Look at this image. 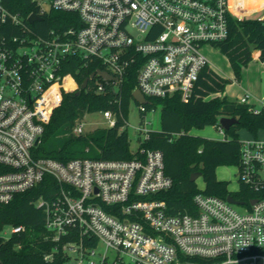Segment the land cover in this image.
<instances>
[{
	"label": "built area",
	"instance_id": "built-area-1",
	"mask_svg": "<svg viewBox=\"0 0 264 264\" xmlns=\"http://www.w3.org/2000/svg\"><path fill=\"white\" fill-rule=\"evenodd\" d=\"M37 5L41 18L52 10L74 13L77 26L36 35L0 0V203L37 187L46 176L54 178L57 192L35 203L44 211L46 239L55 244L45 260L53 262L61 252L65 264H264L263 136L241 139L239 189L229 187L235 193L244 185L253 195L245 201L233 196L237 203H231L198 187L195 212L176 214L157 198L173 186L161 150L139 147L129 160L67 162L37 152L64 94L81 90L74 75L65 73L67 60L98 62L114 77L97 76L98 91L105 89L100 79L118 87L137 67L136 90L147 99L185 101L203 70L213 68L203 48L226 41L229 17H252L255 13L247 12L253 9H246L244 0H238V11L232 0H37ZM258 13L264 21V6ZM9 21L19 33L9 32ZM54 86L57 101L50 97ZM249 97L238 101L248 104ZM136 103L142 123L137 130L145 134L141 144L151 132L148 113L157 108ZM250 110L264 111V101ZM102 113L114 127L118 113ZM216 128L226 140L220 123ZM71 132L85 134V122L78 120ZM25 229L10 227L3 235Z\"/></svg>",
	"mask_w": 264,
	"mask_h": 264
},
{
	"label": "trees",
	"instance_id": "trees-1",
	"mask_svg": "<svg viewBox=\"0 0 264 264\" xmlns=\"http://www.w3.org/2000/svg\"><path fill=\"white\" fill-rule=\"evenodd\" d=\"M4 5L12 15H18L34 34L48 35L51 30H65L77 26L75 14L50 11L41 21L31 24L28 18L39 13L37 0H4ZM234 10L236 8L234 7ZM9 32L14 35L19 30L9 21ZM229 37L217 45L225 54L235 72L241 78L242 69L253 60V52L260 50L264 61V21L257 16L239 20L229 17ZM104 67L98 62L85 66L79 59L67 60L65 73H72L80 86L92 73ZM137 67H132L118 87L113 82H104L105 89L97 90V79L89 83L86 90L65 93L62 104L55 109L51 121L46 125L37 152L42 157H50L62 162L76 158L91 159H133L131 140L127 130L128 112L134 101ZM68 80L72 85L68 84ZM67 85L74 87L71 79ZM227 79L213 68L207 67L197 81L193 95L182 101L179 96L171 98L149 97L147 108L161 109V129L151 131L149 138L141 141L140 148L161 150L164 155L166 174L173 180V186L157 195L167 203L169 212H195L194 197L199 192L196 181H191L193 173L200 172L206 183L207 194L245 201L251 191L242 186L241 191L231 193L229 184L218 179L217 169L224 165H239L241 162L240 130L245 128L253 137L264 130V111H251L249 104L230 100L221 96L226 90ZM50 93L53 100L59 96L58 86ZM49 96V93H48ZM114 111L118 113L114 127L98 128L79 136L72 134L77 120H83L89 113ZM222 117H235L239 123L226 132V140H215L190 134L192 129L219 126ZM58 186L51 176L26 192L17 194L9 203H0V264H65L63 253H55L53 262L45 260V255L53 252L55 244L47 240L43 208L36 206L40 198L50 199ZM23 225L22 233L5 238L8 227Z\"/></svg>",
	"mask_w": 264,
	"mask_h": 264
},
{
	"label": "rangeland",
	"instance_id": "rangeland-1",
	"mask_svg": "<svg viewBox=\"0 0 264 264\" xmlns=\"http://www.w3.org/2000/svg\"><path fill=\"white\" fill-rule=\"evenodd\" d=\"M259 1L260 0H254L253 5L247 7L246 9L257 8L259 5ZM247 13L248 15L254 14L252 10ZM244 19L245 18H242L241 20H244ZM203 50L205 54L207 55L211 65H213L227 79L234 80L235 72L230 64V61L228 60L227 56L219 50V48L205 46ZM254 52L253 54H255ZM68 84L72 85L70 80H68ZM147 120L150 122V124L147 125V129L149 131L160 130L161 129V109L157 108V110H154L153 112H149ZM83 121L85 122V131H86L85 133H90L98 128L108 127V122L102 112L89 113L84 117ZM141 125L142 123H141L139 105L135 101H133L129 107L128 125H127V130H128L129 137L131 140V150L132 151H136L139 148L140 139L145 138V134L140 133L137 130V128ZM190 134L195 135V136H203V137H207V138H211L215 140H221V137H222L220 133V129L216 128L215 126H208L205 129H192L190 131ZM251 136L252 134L248 132L247 129L243 128L240 130L241 139H245ZM217 176L220 178V180L226 181L229 184V187L231 190L238 191L239 182H238V176H237V167L235 165H224V166L218 167ZM197 185L200 189H205V183L202 177L197 179ZM237 208L241 209L242 207L237 206ZM9 230H10V227L7 228V231Z\"/></svg>",
	"mask_w": 264,
	"mask_h": 264
},
{
	"label": "crops",
	"instance_id": "crops-1",
	"mask_svg": "<svg viewBox=\"0 0 264 264\" xmlns=\"http://www.w3.org/2000/svg\"><path fill=\"white\" fill-rule=\"evenodd\" d=\"M243 2V1H242ZM234 3V4H233ZM254 0H244L245 7L252 6ZM233 9L237 10L238 0H232ZM264 6V0L259 1L257 8H253L252 12L255 16L260 15L258 13L260 9ZM253 54V60L242 69L241 78L237 79L236 76L234 80L231 79V83L227 85L226 90L221 96H227L230 100H237L243 97L245 94H249L248 104L255 108H261L264 101V61L260 59L261 51L255 50ZM213 69L224 77L213 65ZM226 78V77H225ZM227 93V94H226ZM229 93V95H228ZM259 136L264 137V130L260 131ZM252 137V136H251ZM249 138V137H247ZM246 139V138H245ZM220 180V178L218 177ZM205 183V182H204ZM206 187V183H205Z\"/></svg>",
	"mask_w": 264,
	"mask_h": 264
},
{
	"label": "water",
	"instance_id": "water-1",
	"mask_svg": "<svg viewBox=\"0 0 264 264\" xmlns=\"http://www.w3.org/2000/svg\"><path fill=\"white\" fill-rule=\"evenodd\" d=\"M28 20L31 24H35L36 22L41 21L42 18L39 17L37 14H32ZM97 76H100V77L107 79V80H111L114 78L110 73H108L106 71L99 70L97 72L92 73L91 76H89L88 78H86L84 80L83 84L81 85V90H86L88 88L90 81L95 79ZM133 98L138 103H142L145 105H147L149 103V100L141 93L140 90L134 91ZM219 123L224 128L225 131H228L232 126L238 124L239 120L235 117H222L220 119ZM200 177H201V173L196 172V173H193L191 175L190 180L197 182V179H199ZM227 200L231 203H237L233 196H229L227 198Z\"/></svg>",
	"mask_w": 264,
	"mask_h": 264
},
{
	"label": "bare ground",
	"instance_id": "bare-ground-1",
	"mask_svg": "<svg viewBox=\"0 0 264 264\" xmlns=\"http://www.w3.org/2000/svg\"><path fill=\"white\" fill-rule=\"evenodd\" d=\"M234 4V3H233Z\"/></svg>",
	"mask_w": 264,
	"mask_h": 264
}]
</instances>
